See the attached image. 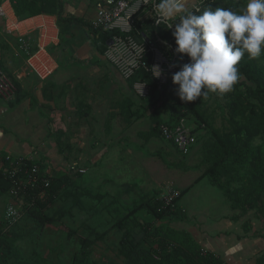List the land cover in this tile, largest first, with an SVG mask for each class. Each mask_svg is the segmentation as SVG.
Returning a JSON list of instances; mask_svg holds the SVG:
<instances>
[{
	"label": "rangeland",
	"instance_id": "1",
	"mask_svg": "<svg viewBox=\"0 0 264 264\" xmlns=\"http://www.w3.org/2000/svg\"><path fill=\"white\" fill-rule=\"evenodd\" d=\"M203 1L185 0V7L191 11ZM83 4L81 1L74 6L79 10L84 7ZM148 19V16L143 14L137 23H146V27H152ZM178 20L179 16L169 21L175 24ZM66 28L61 25L60 41L68 45L70 38L66 37ZM148 36L152 37V34L148 32ZM164 41L165 44L159 45L158 53L162 60L171 63L173 71L169 75H172L180 71L184 64L190 63V59L175 52L176 43L172 36L168 41ZM73 50L76 51L75 48ZM65 51L67 52L68 48ZM65 51L61 46L54 50L58 70L53 76L56 78L49 81L53 83L56 79L60 80L62 73L68 70L80 74L69 81L66 80L61 87L48 90L55 103H47L46 99L45 103L38 102L40 99L37 100L35 90L38 92L37 85H41V82L34 76L28 77L23 86V93L20 91L18 101L23 100L25 103V112L27 108L34 107L44 119H39L35 127L38 128L36 132H28L26 137L29 138L24 143L33 141L35 133L38 134V140L29 144V148L30 152L35 154L36 163L43 157H48L49 166L42 162L46 173L61 177L67 174L71 167L83 169L85 173L79 181L76 182V177H73V181L76 180L79 187L99 192L104 198L97 201L89 196H81L75 202L72 198L67 200L61 197L50 204L44 215L51 217L62 213V219L53 224H44L42 229H38L35 220L20 218V227L26 234L17 243L22 256L31 259L32 264H45L53 260L51 250L61 247L59 263L70 264L72 256L79 252L78 240L87 239L92 242L89 253L91 261L97 264H124L125 259L119 246L122 233L113 228L114 224L127 209H131L143 197L151 201L156 198L160 200L171 187L179 195L187 190L181 197L178 196L176 202V205L184 210L185 219L170 220L163 224L177 230L194 227L192 231L196 238L199 237V241L204 242L205 237L210 239L206 240L209 242L207 248H211L217 239L228 235L232 237L231 242L237 245V255L232 257L233 264H255L264 253V217H259L256 211L242 212L230 209L231 202L226 194L211 185L206 176V167L200 165V143L211 135L209 129L223 133L231 129L230 114L227 113L228 98L252 101L244 95V87H234L232 92L223 97L209 93L207 99L200 100V107L204 108L207 115L213 117L209 126L198 127L194 122L181 121L186 129L200 136L201 141L187 155L182 156L168 142L157 139L146 142L141 137V134L151 130L152 115L155 112L167 118L166 108L160 106V102L150 101L147 96L137 97L129 90L115 69L104 59L102 51H98L102 58L98 57L95 62L74 57L69 63L62 61L66 55L63 54ZM127 99L133 103L132 111L137 113L129 127L122 124L118 114L119 105ZM0 105L10 108L9 103L1 98ZM237 120L242 122L240 118ZM1 123L0 135L6 134L12 137L13 142L23 146L19 143L21 141H18L19 134L24 137V134H21L23 132L11 126L15 121ZM256 143H259V139ZM126 185L131 189L129 192H124ZM235 187L238 185L234 184L232 189ZM8 203L7 195L0 197V215ZM25 210V206L19 207V213L24 214ZM137 217L144 219L143 214H138ZM148 220L151 221V218L148 217ZM243 225L249 230L247 234L242 230ZM103 233L105 236L102 240H94L95 235ZM131 237L143 247L148 244L146 240L143 241V234L139 229L134 228ZM223 253L229 256L226 251ZM242 257L243 261L239 262Z\"/></svg>",
	"mask_w": 264,
	"mask_h": 264
},
{
	"label": "trees",
	"instance_id": "2",
	"mask_svg": "<svg viewBox=\"0 0 264 264\" xmlns=\"http://www.w3.org/2000/svg\"><path fill=\"white\" fill-rule=\"evenodd\" d=\"M10 1L14 15L19 21L45 15L55 17L59 22L58 15L62 10L60 0ZM246 4L247 0H204L191 11L194 14H201L207 7L213 11L217 7L238 11ZM196 8H200L201 13H195ZM135 26L139 28L137 22ZM150 28L144 27L142 30ZM90 29L94 35L97 34L91 27ZM148 32L152 31L148 30L147 35ZM157 34L166 41L171 37L164 25L157 28ZM137 39L140 40V37L138 36ZM238 73L241 78L234 87H244V95L252 101L229 97L227 113L230 114L231 129L223 133L210 128L211 135L202 142L200 136L189 131L194 136L195 142L186 153L180 152L172 140L165 138L163 131L164 128L173 130L182 124L181 121L186 122V120L194 122L198 127L209 126L213 117L207 115L204 108L200 107L202 98L191 103L182 102L177 95L178 86L172 83V76L175 73L168 75L166 82L158 86L149 73L139 70L126 81V84L131 90L135 82H145L148 87L147 99L160 102V106L165 107L168 114L166 119L159 112L152 115L151 130L141 134L144 141L149 142L157 139L168 142L182 156L187 155L197 143L201 142L202 160L200 165L206 167V176L211 185L226 194L231 202L230 209L242 210V212L256 211L259 217H264V49H262L260 57L255 60H250L245 54L238 65ZM15 86L17 88L16 96L13 100L7 101L10 107L17 105L20 98L19 83H15ZM43 97L47 98L46 94H43ZM132 107L133 103L129 99L118 107L121 122L128 127L131 125V120L137 117V113L132 111ZM237 118L242 119V122ZM257 139H259V143H256ZM0 157V162L4 164L3 170L0 169V197H4L11 187L12 177L9 175L12 167L9 165V160H5L9 155L0 154ZM25 158L23 159L25 167L29 168L32 163L28 158ZM42 162L43 160L39 162L41 165L39 176L41 181H47L48 186L44 187V184L41 183L37 188L25 193L19 206L26 208L24 214L20 212L21 220L23 218L33 219L37 222L38 229H42L44 224H53L62 219V213L51 217L44 215L50 204L61 197L67 200L72 198L75 202L81 196H89L97 201L103 200L104 197L99 192L79 187L76 184L82 174L76 172L75 174L53 177L44 171L45 166ZM4 170L9 171V174H6ZM20 171H24V168ZM18 177H20L19 171L13 179ZM73 177H76V182L73 181ZM234 184L238 187L232 189ZM79 190L82 191L79 192ZM130 190L129 185H126L124 192ZM185 191L179 196L181 197ZM177 199L172 205L165 207L158 198L151 201L147 197H143L116 221L113 228L122 233L119 246L125 259L124 264H226L213 251L203 249L189 232L163 224L170 220L182 221L185 219L184 210L176 205ZM138 214H143L144 219L137 217ZM148 217L151 218V221L148 220ZM20 222L18 220L11 223L9 220L0 219V264H32L31 259L24 258L17 248V243L26 236L24 229L20 227ZM134 228L139 229V232L143 234L142 239L148 242V247L141 246L131 237ZM242 230L245 234L249 231L246 225H243ZM104 236L105 233L95 235L94 240L100 241ZM77 243L80 246L79 252L72 256L70 264H97L89 259L92 242L80 239ZM61 252V247L52 249L53 260L44 263L60 264L59 255ZM255 264H264V253Z\"/></svg>",
	"mask_w": 264,
	"mask_h": 264
},
{
	"label": "built area",
	"instance_id": "3",
	"mask_svg": "<svg viewBox=\"0 0 264 264\" xmlns=\"http://www.w3.org/2000/svg\"><path fill=\"white\" fill-rule=\"evenodd\" d=\"M159 2L160 0H98L95 2V18L90 23V27L97 32V34H93V38L102 49L104 59L125 82L136 72L143 70L150 74L158 86H161L173 71L171 63L162 60L159 56L158 47L165 44V41L157 34V28L164 25L166 31L174 39L175 24L170 21L156 24L155 21L159 17L155 5ZM143 14L149 18L148 22L152 27L148 30L152 31V37L147 35L148 30H142L146 27V23L139 24V28L135 26ZM50 17L52 16L40 15L19 21L14 15L11 1L0 0V20L3 23L5 35L16 36L17 48L26 55L19 74L8 75L0 66V98L4 101L14 99L17 93L15 83H20L23 75L34 76L39 82L45 83L52 79L57 72V59L49 49L60 45L59 27L56 23L50 25L51 23L47 20ZM26 21H32L30 27L23 29L16 27V25ZM168 24L174 25L169 29ZM32 31L35 34L34 44L33 42L30 44L26 40ZM138 36L140 40L137 39ZM157 68L160 71L159 77H157ZM131 90L140 98L148 95V87L142 81L135 82ZM163 135L172 140L176 148L182 153H186L195 142L194 136L182 124L173 130L164 128ZM24 158H13L10 155L5 158V160H9V165L12 167L11 176L9 175L12 180L7 193L9 203L0 215V219L9 220L11 223L17 222L21 218L19 206L25 197V193L37 188L41 183L44 184V187L48 186L47 181L40 180V164L35 162V157L28 158L32 163L29 168L25 167ZM3 165V162H0L1 170H3ZM23 168L24 171H20ZM18 171L20 177L13 179ZM4 172L6 171L4 170ZM76 172L85 173L83 169L71 167L67 174H75ZM6 174H9V171ZM178 196L179 194L170 187L161 196L160 201L165 207L170 206ZM9 208L14 210L15 215H8Z\"/></svg>",
	"mask_w": 264,
	"mask_h": 264
},
{
	"label": "clouds",
	"instance_id": "4",
	"mask_svg": "<svg viewBox=\"0 0 264 264\" xmlns=\"http://www.w3.org/2000/svg\"><path fill=\"white\" fill-rule=\"evenodd\" d=\"M155 10L159 17L156 24L179 16L173 32L175 52L190 59L172 76L182 102L207 99L209 93L223 97L232 92L241 78L238 65L245 54L255 60L264 49V0H247L238 11L207 7L201 13L196 8L195 13L201 14L188 11L185 0H160ZM8 215H15L14 210L9 208Z\"/></svg>",
	"mask_w": 264,
	"mask_h": 264
},
{
	"label": "crops",
	"instance_id": "5",
	"mask_svg": "<svg viewBox=\"0 0 264 264\" xmlns=\"http://www.w3.org/2000/svg\"><path fill=\"white\" fill-rule=\"evenodd\" d=\"M60 1L62 4V10L60 14L58 15L59 22L56 20L55 17L47 18V20L49 23H51L50 24L51 26H52V23L53 24L56 23L57 27H59L58 29L59 30V41H60L61 25H65L67 27L65 30V33H66V37L70 38L69 44L65 45L64 43H61L60 41V45H59L61 46L63 51H65V49L68 48L67 52L66 51L63 52V54L64 55L66 54L67 56L65 55L66 57L64 56L62 61L69 63L71 62L70 59H73L74 57H77V58L80 57L82 58L81 60H84V61L91 60L92 62H95L96 60L99 59L98 57L102 58L101 53L103 52L101 53L98 52V51H102V49H99V46L97 45V41L95 43L92 30L90 29V23L95 18L94 5H95V2L98 0H60ZM81 1L84 2L83 4L84 7L78 10L75 8L74 5H76L77 3H80ZM90 6H93V8H91ZM30 34L31 35L26 37V40L28 43L32 44L33 42L34 44L35 34L33 33V31ZM71 34L72 36L70 37ZM59 46L49 49L50 52L54 56H56L54 50L57 49ZM74 48L76 49V51L73 50ZM59 53H60V50H59ZM71 54H74V55H71ZM70 55H71V58L69 57ZM25 59H26V55L22 53L20 49L17 48L16 36L5 35V29L3 27L2 21L0 20V66L1 68L8 75L19 73L22 69ZM62 74L63 75L60 77V80L56 79V82L53 81V83H51L50 81L52 80H50L47 82L48 83L47 85H45L44 83H41V85L40 84L37 85L38 92H36L35 90V93H36L35 95L38 98L37 100L40 99V101H38L40 102V104L45 103L46 101L47 103L49 102L51 104L55 103L54 99L50 98V94L48 90L58 88V86L61 87L62 85H64L66 80L69 81L70 79L75 78L76 76L80 74V72L77 73V71L68 70L66 72H63ZM28 77H33V76L26 75V74L22 76V79L19 83L20 91H22L21 93H23V90H24L23 86L26 80L28 79ZM53 78H56V77H53ZM60 81H63V82H60ZM49 84L54 88H52ZM43 94L44 95L46 94L47 98H44ZM44 99H46V101ZM25 110L26 108H25V103L23 102V100L19 101L17 105L10 107V108L9 107L4 108L2 105H0V124H2L1 122H4V121H12V122L15 121V124L11 126H14L15 130L18 128L21 132H23L21 134H24V137H21L20 134L18 135L19 136L18 139H20L18 141H21L19 143H22L23 146L17 144L16 142H13L12 137H9L6 134L3 136L0 135V154H10L11 156L17 157V158L18 157L31 158L35 156V154H32L30 152L29 144H32V142H36L39 138L38 137L39 135L35 133V139H33V141H29V143H24V142L28 140L29 138V137H26L29 134L28 132H31L34 130L35 132L37 131L38 128L36 129L35 127L39 123V119L41 120H44V119L40 117V115L38 114V110H36V108L34 107L29 108V109L27 108L26 112ZM39 131L40 130H38V132ZM14 132L15 134H17L16 131ZM47 158L48 157H43L42 160H43V164L45 163L44 165L49 166L47 163ZM192 229L194 230V227L189 226L185 230L191 234L192 238L203 249L213 251L226 264L234 263V258L232 257H234L233 255H237V253L235 252V248L237 247V245L231 242L232 237L228 235L222 236L221 239L219 238L214 242V245H211L212 246L211 247L212 249H211V248H207L209 242L206 241L210 239H208V237H205L206 239H203L204 242L199 241V237L196 238L194 236V232L192 231ZM218 242H221V243H218ZM210 244L212 243L210 242ZM223 251L224 252L226 251L229 254V256L225 255ZM242 261H243V257L239 262H242Z\"/></svg>",
	"mask_w": 264,
	"mask_h": 264
},
{
	"label": "bare ground",
	"instance_id": "6",
	"mask_svg": "<svg viewBox=\"0 0 264 264\" xmlns=\"http://www.w3.org/2000/svg\"><path fill=\"white\" fill-rule=\"evenodd\" d=\"M31 23H32V21H26V22H23L22 24L16 25V27L23 29L26 27H30ZM11 26H14V25L11 24Z\"/></svg>",
	"mask_w": 264,
	"mask_h": 264
}]
</instances>
